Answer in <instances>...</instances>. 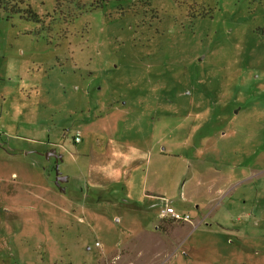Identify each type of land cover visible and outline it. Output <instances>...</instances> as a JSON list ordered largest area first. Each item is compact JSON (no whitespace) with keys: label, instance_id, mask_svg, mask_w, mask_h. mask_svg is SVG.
I'll return each instance as SVG.
<instances>
[{"label":"rangeland","instance_id":"rangeland-1","mask_svg":"<svg viewBox=\"0 0 264 264\" xmlns=\"http://www.w3.org/2000/svg\"><path fill=\"white\" fill-rule=\"evenodd\" d=\"M93 2L0 9V264H264V0Z\"/></svg>","mask_w":264,"mask_h":264},{"label":"trees","instance_id":"trees-1","mask_svg":"<svg viewBox=\"0 0 264 264\" xmlns=\"http://www.w3.org/2000/svg\"><path fill=\"white\" fill-rule=\"evenodd\" d=\"M91 7L103 6L108 0H93ZM58 3V2H57ZM0 9L5 13L19 14L25 19L40 23L41 19L28 0H0Z\"/></svg>","mask_w":264,"mask_h":264},{"label":"flooded vegetation","instance_id":"flooded-vegetation-1","mask_svg":"<svg viewBox=\"0 0 264 264\" xmlns=\"http://www.w3.org/2000/svg\"><path fill=\"white\" fill-rule=\"evenodd\" d=\"M75 134H78L79 135V138L78 140L76 139L75 137ZM74 134V142L75 143H78L80 142L81 138H80V133L79 131L77 130ZM29 148V150L27 151V153L29 152H34V153H38L39 155H43L46 159H49V158H53V171H54V184H55V179L57 177H63V173L59 170V164L60 162L63 160V156L61 155V153L55 148V147H48L47 149L45 150H41V149H37V148ZM67 176H65V181H61L60 184H59V187L62 188L64 191V184L65 182L67 181ZM59 187H57L59 189Z\"/></svg>","mask_w":264,"mask_h":264},{"label":"built area","instance_id":"built-area-1","mask_svg":"<svg viewBox=\"0 0 264 264\" xmlns=\"http://www.w3.org/2000/svg\"><path fill=\"white\" fill-rule=\"evenodd\" d=\"M76 139L78 140L79 135L75 134ZM162 219H170L173 221H189L191 220V215L189 213L180 212L175 209L172 205H167L165 210L161 213L160 216Z\"/></svg>","mask_w":264,"mask_h":264},{"label":"water","instance_id":"water-1","mask_svg":"<svg viewBox=\"0 0 264 264\" xmlns=\"http://www.w3.org/2000/svg\"><path fill=\"white\" fill-rule=\"evenodd\" d=\"M61 181H65V176H63V177H57V178L55 179V185H56L57 187H59V184H60ZM59 190H63V189L59 187Z\"/></svg>","mask_w":264,"mask_h":264}]
</instances>
